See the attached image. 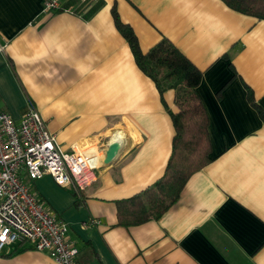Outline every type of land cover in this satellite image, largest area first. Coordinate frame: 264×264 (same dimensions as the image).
<instances>
[{
  "label": "crops",
  "instance_id": "1",
  "mask_svg": "<svg viewBox=\"0 0 264 264\" xmlns=\"http://www.w3.org/2000/svg\"><path fill=\"white\" fill-rule=\"evenodd\" d=\"M97 1L46 10L45 0H0V111L19 122L35 108L62 150L95 157V180L80 193L49 174L23 180L68 224L78 264H264V19L223 0H101L87 18ZM113 7L144 52L167 37L201 70L212 148L169 210L129 227L117 201L164 174L175 128ZM164 98L176 111L174 91ZM0 264L56 262L26 242Z\"/></svg>",
  "mask_w": 264,
  "mask_h": 264
},
{
  "label": "built area",
  "instance_id": "2",
  "mask_svg": "<svg viewBox=\"0 0 264 264\" xmlns=\"http://www.w3.org/2000/svg\"><path fill=\"white\" fill-rule=\"evenodd\" d=\"M60 7V0H45L46 10ZM95 169L92 154L62 150L37 109L31 108L19 122L0 111V255L29 242L49 253L56 264H78L68 224L47 209L23 173L32 180L49 174L58 185L80 193L95 180Z\"/></svg>",
  "mask_w": 264,
  "mask_h": 264
},
{
  "label": "trees",
  "instance_id": "3",
  "mask_svg": "<svg viewBox=\"0 0 264 264\" xmlns=\"http://www.w3.org/2000/svg\"><path fill=\"white\" fill-rule=\"evenodd\" d=\"M62 9L86 7L81 0H60ZM241 13L264 19V0H223ZM103 2L97 1L86 13L91 17ZM115 25L126 38L140 70L155 83L175 128L173 149L164 174L153 184L135 195L117 201L120 225L133 226L159 217L180 198L191 176L211 162L209 116L197 88L202 72L167 37H162L144 52L134 29L123 22L113 7ZM175 93L176 111L169 109L164 98L168 91ZM250 99L253 101L252 94ZM264 119V111L260 109Z\"/></svg>",
  "mask_w": 264,
  "mask_h": 264
},
{
  "label": "water",
  "instance_id": "4",
  "mask_svg": "<svg viewBox=\"0 0 264 264\" xmlns=\"http://www.w3.org/2000/svg\"><path fill=\"white\" fill-rule=\"evenodd\" d=\"M119 150H120V143L118 141L112 142L106 151L105 162L111 163L116 158Z\"/></svg>",
  "mask_w": 264,
  "mask_h": 264
}]
</instances>
